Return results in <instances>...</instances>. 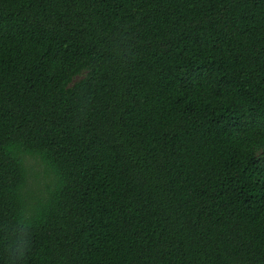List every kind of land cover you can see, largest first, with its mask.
<instances>
[{"label": "trees", "instance_id": "trees-1", "mask_svg": "<svg viewBox=\"0 0 264 264\" xmlns=\"http://www.w3.org/2000/svg\"><path fill=\"white\" fill-rule=\"evenodd\" d=\"M20 219L24 264H264V0H0V264Z\"/></svg>", "mask_w": 264, "mask_h": 264}, {"label": "clouds", "instance_id": "clouds-1", "mask_svg": "<svg viewBox=\"0 0 264 264\" xmlns=\"http://www.w3.org/2000/svg\"><path fill=\"white\" fill-rule=\"evenodd\" d=\"M31 223L20 219L9 229L6 225L3 230L9 233L11 243L7 248L9 264H24L31 247Z\"/></svg>", "mask_w": 264, "mask_h": 264}, {"label": "rangeland", "instance_id": "rangeland-1", "mask_svg": "<svg viewBox=\"0 0 264 264\" xmlns=\"http://www.w3.org/2000/svg\"><path fill=\"white\" fill-rule=\"evenodd\" d=\"M31 177L30 185L39 194L40 190H45L47 184H49L52 176L47 173L46 166L38 159H31Z\"/></svg>", "mask_w": 264, "mask_h": 264}]
</instances>
